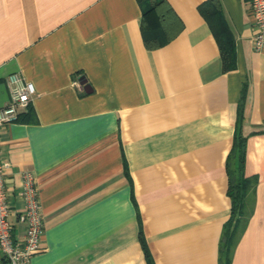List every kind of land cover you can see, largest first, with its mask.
<instances>
[{"label": "crops", "instance_id": "1", "mask_svg": "<svg viewBox=\"0 0 264 264\" xmlns=\"http://www.w3.org/2000/svg\"><path fill=\"white\" fill-rule=\"evenodd\" d=\"M166 2L180 31L147 48L138 0H0V106L9 74L35 87L0 128L15 237L23 172L39 186L44 233L30 264H149L143 244L153 264H221L238 129L257 182L230 264H264V46H252L250 2ZM209 4L233 42L228 70Z\"/></svg>", "mask_w": 264, "mask_h": 264}, {"label": "trees", "instance_id": "2", "mask_svg": "<svg viewBox=\"0 0 264 264\" xmlns=\"http://www.w3.org/2000/svg\"><path fill=\"white\" fill-rule=\"evenodd\" d=\"M142 5L141 33L147 48H157L168 43L181 28V23L166 0H138ZM218 4L202 6L201 12L210 23L214 35L221 48L225 69L234 67L235 51L231 37L221 22ZM245 99L244 90L238 104V123L244 120ZM261 130H255L259 132ZM246 155V136L239 129L234 135L231 149L226 158V173L228 176L227 193L231 200V212L225 222L219 245V260L221 264H230L233 249L241 233L246 227L252 213L255 200L256 175H246L244 172ZM236 168H232V162ZM149 264H153L145 245L143 244Z\"/></svg>", "mask_w": 264, "mask_h": 264}, {"label": "built area", "instance_id": "3", "mask_svg": "<svg viewBox=\"0 0 264 264\" xmlns=\"http://www.w3.org/2000/svg\"><path fill=\"white\" fill-rule=\"evenodd\" d=\"M256 32L252 37V46L261 50L264 46V0H249ZM9 93L8 103L0 106V128L18 118L21 109H25L34 93L35 87L21 73L13 72L6 78ZM9 163L0 156V264H30L32 255L41 248L44 233V215L39 197V186L31 172H23L21 195L23 210L18 213V221L25 224L21 237L13 234L14 223L8 218L11 210L8 204L5 173Z\"/></svg>", "mask_w": 264, "mask_h": 264}, {"label": "rangeland", "instance_id": "4", "mask_svg": "<svg viewBox=\"0 0 264 264\" xmlns=\"http://www.w3.org/2000/svg\"><path fill=\"white\" fill-rule=\"evenodd\" d=\"M232 168H236V162H232Z\"/></svg>", "mask_w": 264, "mask_h": 264}]
</instances>
